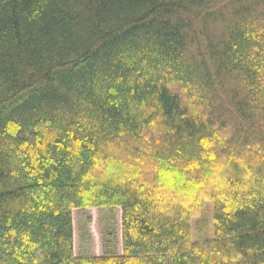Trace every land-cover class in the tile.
Segmentation results:
<instances>
[{"label":"trees","instance_id":"1","mask_svg":"<svg viewBox=\"0 0 264 264\" xmlns=\"http://www.w3.org/2000/svg\"><path fill=\"white\" fill-rule=\"evenodd\" d=\"M0 264H264V0H0Z\"/></svg>","mask_w":264,"mask_h":264},{"label":"rangeland","instance_id":"2","mask_svg":"<svg viewBox=\"0 0 264 264\" xmlns=\"http://www.w3.org/2000/svg\"><path fill=\"white\" fill-rule=\"evenodd\" d=\"M218 171H222V168H220V170L218 169ZM157 174L158 173H156V175ZM173 174H176V173H166L165 174L162 172V170L159 171V176L161 175L162 177L166 176V177L174 178ZM221 177H222V175H219V177L218 176L216 177L217 182H219V180L222 179ZM172 180L176 181V182H178V181L181 182L182 178L181 177L178 178V176H177L176 178H174ZM168 185L169 184L167 183V185H165V186L169 188ZM89 213L92 214V211H90ZM96 215H94V217ZM95 218H96V220H98L97 218H99V217L97 216ZM74 220H75L76 227L80 226L83 230H85V232H87V234H89L88 236L90 237V240L93 243H97V245H99V242H98L99 232H100L99 226L101 227V225H99L97 221H94L95 224H92L90 226L88 224L87 214H83L82 212L75 213ZM212 224H213V222H212V203L209 201H204L203 203H201L200 212H199L198 217H196L194 222H193V241L194 242H201V241H206V240L212 239L213 238ZM88 236H85V237H88ZM75 239L76 240L79 239L77 234L75 236ZM80 246H81V242L79 239L78 241H75V247H76L77 251L79 250V248H81Z\"/></svg>","mask_w":264,"mask_h":264}]
</instances>
